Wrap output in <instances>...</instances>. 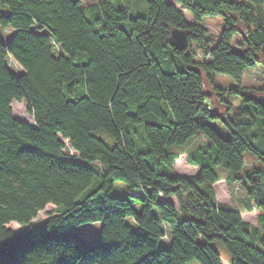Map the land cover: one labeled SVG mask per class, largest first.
Instances as JSON below:
<instances>
[{"label":"trees","instance_id":"trees-1","mask_svg":"<svg viewBox=\"0 0 264 264\" xmlns=\"http://www.w3.org/2000/svg\"><path fill=\"white\" fill-rule=\"evenodd\" d=\"M257 64L264 0H0V264H221L214 240L264 264V169L244 158L264 164V84L241 79ZM23 99L34 125L12 113ZM182 153L196 174L174 171ZM217 166L256 224L217 199Z\"/></svg>","mask_w":264,"mask_h":264},{"label":"rangeland","instance_id":"rangeland-1","mask_svg":"<svg viewBox=\"0 0 264 264\" xmlns=\"http://www.w3.org/2000/svg\"><path fill=\"white\" fill-rule=\"evenodd\" d=\"M84 4L89 8L90 11H94L96 7V0H83ZM183 13L186 17L190 18V13L182 9ZM205 26L209 29V34L211 38V42L214 43L216 39H218L219 31L222 26V22L219 18V16H209L206 17L204 20ZM4 35H8L10 30L5 29ZM10 66L13 70H15L13 66V62L10 60ZM241 79L242 83L259 86L264 84V66L261 64H257L255 67L247 68L241 73ZM215 83L220 85H226L227 83L235 82L233 77L227 74H221L217 73L215 75ZM220 92V91H218ZM217 97V95H215ZM230 100L233 103H237L236 100L230 97ZM28 102L27 100L23 99L22 101H12L11 108L12 113L15 117L20 118L22 120L27 121L29 124L34 125V120L32 117V114L27 109ZM235 110H231L230 116H234ZM212 126H214L221 135L228 138L230 135L227 131V129L223 126L221 121H213ZM97 134H101L100 132H97ZM105 137L110 138V136L106 133H103ZM67 152H71L70 147H67ZM244 158L245 162L248 165H255L262 169H264V164L260 163L257 159L253 158L252 155H250L249 152H244ZM174 171L180 174H196L198 172V167L195 165H192L187 162L185 153H182L179 155V157L175 160V163L173 165ZM222 176V179L215 182L214 189L216 191V197L219 201L225 202L236 208L240 211L241 216L253 223H257V216L260 211L257 208H253L252 210H247L244 207L243 198H244V188L240 183V180L234 181L232 183H228L224 176L226 175L225 170L217 166L215 168ZM173 199V198H172ZM54 210L53 204H48L44 209L40 210L37 214V218H43L47 216L48 213L52 212ZM6 226L10 227L14 232L21 229V225L16 221L9 222ZM133 229L136 230V226L132 225ZM38 227V225H37ZM100 227L101 222L95 221L91 223H85L81 226V230L88 235L90 240H96L100 233ZM213 248L218 252V254L221 257V264H229V260L231 258V253L228 250V248L225 246V244L220 240H214L211 242ZM189 264H199L197 261H192Z\"/></svg>","mask_w":264,"mask_h":264},{"label":"water","instance_id":"water-1","mask_svg":"<svg viewBox=\"0 0 264 264\" xmlns=\"http://www.w3.org/2000/svg\"><path fill=\"white\" fill-rule=\"evenodd\" d=\"M171 36L173 39V44L179 48V49H186L189 45V39L186 31L179 28H173L171 29ZM208 95L211 94V92H207ZM214 111H217L216 108H214Z\"/></svg>","mask_w":264,"mask_h":264},{"label":"crops","instance_id":"crops-1","mask_svg":"<svg viewBox=\"0 0 264 264\" xmlns=\"http://www.w3.org/2000/svg\"><path fill=\"white\" fill-rule=\"evenodd\" d=\"M13 66L15 68V70H14L15 72H20L23 70L22 67L20 65H18L16 62H13ZM221 263H222V261H221Z\"/></svg>","mask_w":264,"mask_h":264},{"label":"built area","instance_id":"built-area-1","mask_svg":"<svg viewBox=\"0 0 264 264\" xmlns=\"http://www.w3.org/2000/svg\"><path fill=\"white\" fill-rule=\"evenodd\" d=\"M140 193H142V190H140V191H137L135 194H140Z\"/></svg>","mask_w":264,"mask_h":264}]
</instances>
